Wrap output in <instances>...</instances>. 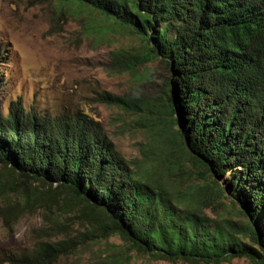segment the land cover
<instances>
[{"label":"trees","instance_id":"obj_1","mask_svg":"<svg viewBox=\"0 0 264 264\" xmlns=\"http://www.w3.org/2000/svg\"><path fill=\"white\" fill-rule=\"evenodd\" d=\"M58 1L90 7L109 21L104 29L127 28L145 41L143 51L113 53L116 72L167 64L151 105L157 153L126 159L83 110L49 114L10 103L0 112V164L10 176L0 179V195L12 191L19 201L2 213L62 202L84 237L45 233L9 263L54 264L81 242L115 234L152 259L264 264V0ZM97 99L143 108L108 91ZM228 170L236 172L222 186Z\"/></svg>","mask_w":264,"mask_h":264},{"label":"rangeland","instance_id":"obj_2","mask_svg":"<svg viewBox=\"0 0 264 264\" xmlns=\"http://www.w3.org/2000/svg\"><path fill=\"white\" fill-rule=\"evenodd\" d=\"M104 24L109 21L87 6L66 5L58 0H0V112L6 114L9 104L15 101L27 110L49 114L83 110L100 122L126 159L138 162L145 150L157 153L155 132L159 125L151 105L159 103L168 67L165 61L154 59L133 71L116 72L114 52L143 51L146 45L129 29L111 25L104 29ZM103 91L127 100L137 99L143 108L129 111L101 102L97 98ZM235 172L228 170L220 179L221 185L225 186V180ZM9 177L0 164V179ZM16 201L19 194L12 191L8 196L0 195V264H7L4 255L8 253L34 248L46 238L45 233L52 239L84 237L78 234L83 230L77 223L79 217L74 211H62V202L50 204V211L36 207L2 213L1 207ZM230 216L244 220L236 208L230 210ZM50 217L55 218L54 224ZM238 236L251 243L248 236ZM54 264L196 263L152 259L129 249L113 234L81 242ZM220 264L250 262L247 257H236Z\"/></svg>","mask_w":264,"mask_h":264},{"label":"clouds","instance_id":"obj_3","mask_svg":"<svg viewBox=\"0 0 264 264\" xmlns=\"http://www.w3.org/2000/svg\"><path fill=\"white\" fill-rule=\"evenodd\" d=\"M33 249V248H32ZM29 251V250H28ZM26 252V251H25ZM11 254H14L13 252L12 253H8V254H6V255H4L5 256V258L6 259H4L6 262H7V264H10L9 263V261H8V259H9V257L11 256ZM21 253H18V254H14L15 256H19Z\"/></svg>","mask_w":264,"mask_h":264}]
</instances>
